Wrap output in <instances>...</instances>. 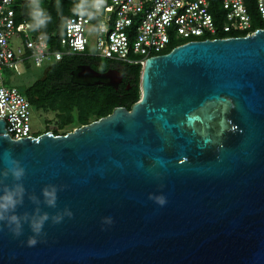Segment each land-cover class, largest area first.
Segmentation results:
<instances>
[{"label": "water", "instance_id": "1", "mask_svg": "<svg viewBox=\"0 0 264 264\" xmlns=\"http://www.w3.org/2000/svg\"><path fill=\"white\" fill-rule=\"evenodd\" d=\"M139 92L65 134L15 140L0 120V173L5 153L25 168L21 234L6 214L0 264H264V28L146 58ZM52 187L55 208L42 196Z\"/></svg>", "mask_w": 264, "mask_h": 264}, {"label": "built area", "instance_id": "2", "mask_svg": "<svg viewBox=\"0 0 264 264\" xmlns=\"http://www.w3.org/2000/svg\"><path fill=\"white\" fill-rule=\"evenodd\" d=\"M0 0V120L12 139L35 136L32 107L18 87L9 83L12 73L31 66H49L63 55L101 58L114 64L140 65L162 54L173 42L211 38L217 33L252 34V18L243 0H219L223 10L218 27L209 11L211 0H106L94 20L69 16L54 49L28 23L15 26L13 3ZM257 20L264 25V0H255ZM104 23L100 32L90 31ZM180 45V44H179ZM177 46V45H176ZM175 47V46H173Z\"/></svg>", "mask_w": 264, "mask_h": 264}, {"label": "trees", "instance_id": "3", "mask_svg": "<svg viewBox=\"0 0 264 264\" xmlns=\"http://www.w3.org/2000/svg\"><path fill=\"white\" fill-rule=\"evenodd\" d=\"M249 15L252 18V29L264 28V25L257 20L255 0H243ZM74 0H43V5L52 16L51 23L38 32L42 34L52 48L60 50L58 41L63 35L64 22L67 17L76 15L72 11ZM27 0H15L13 3L14 24H30ZM209 11L212 14L216 25L219 27L222 22L223 10L219 0H211ZM95 19V18H94ZM92 19V20H94ZM32 32H35L31 29ZM243 33L232 32L230 36H242ZM225 37L222 33L211 38ZM205 38H201L204 40ZM183 41L173 42V46L182 44ZM95 57L82 55H63L61 60L47 66L42 78L35 80L29 86L19 88L21 93L29 101L32 110H45L54 112L59 119L58 128L66 126L79 127L88 124L112 112L116 107H125L129 110L139 96L140 65H129L127 67V82L119 90H114L106 85L78 86L71 82L69 76L77 64L86 61L96 60ZM106 63H111L105 61ZM129 85V90H126ZM59 135L56 131L52 132ZM67 133V132H66ZM65 134V133H64ZM39 134L36 132L35 136Z\"/></svg>", "mask_w": 264, "mask_h": 264}, {"label": "clouds", "instance_id": "4", "mask_svg": "<svg viewBox=\"0 0 264 264\" xmlns=\"http://www.w3.org/2000/svg\"><path fill=\"white\" fill-rule=\"evenodd\" d=\"M106 6V0H74L72 11L81 18L88 19L96 18L97 14L101 13ZM28 15L30 18L29 27L33 31H39L46 28L52 21L51 14L43 5V0H27ZM104 23L93 26L90 31L100 32L104 30ZM3 159L6 164L7 173H0V222H4L6 214H8V226L14 235L21 234V224L19 216L16 214V208L23 203L24 187L22 178L25 176V168L20 161L12 155L5 153ZM11 175L13 183L11 185L4 182L5 178ZM44 203L51 208L56 207L57 190L52 188H45L42 190ZM155 202L159 205H164L166 199L164 196L155 197ZM68 217L72 216V212L66 210ZM49 215L47 212L39 213L36 218L29 222L31 231L35 234L28 239L29 246H34L37 243L36 236L39 235L43 229L44 223L48 221ZM63 217L61 215H54L52 217L53 223H60ZM107 222H111L110 219ZM5 225V224H4Z\"/></svg>", "mask_w": 264, "mask_h": 264}, {"label": "rangeland", "instance_id": "5", "mask_svg": "<svg viewBox=\"0 0 264 264\" xmlns=\"http://www.w3.org/2000/svg\"><path fill=\"white\" fill-rule=\"evenodd\" d=\"M47 66L42 65L40 67L31 66L29 69L23 68L20 73H12L9 78V83L15 87L23 88L29 86L35 80L42 78L45 74ZM59 119L54 112L45 110H35L32 113L31 126L38 134L45 132L56 131L57 134H64L72 131L75 127L66 126L64 128H58Z\"/></svg>", "mask_w": 264, "mask_h": 264}, {"label": "flooded vegetation", "instance_id": "6", "mask_svg": "<svg viewBox=\"0 0 264 264\" xmlns=\"http://www.w3.org/2000/svg\"><path fill=\"white\" fill-rule=\"evenodd\" d=\"M105 61L106 60L104 59L98 58L96 60L86 61L77 64L75 69L78 68L79 70L84 71V73L80 75H73L72 73H70L69 78L71 82L78 86H91V85L81 84L82 82H87L90 80L87 76L88 73H91L92 71L99 73L109 72V77L105 80L106 83L96 84V85H106L112 87V89L114 90H119L121 86H123L127 82L128 74H127L126 66L129 65L114 64V63L108 64ZM126 90H129V85H127Z\"/></svg>", "mask_w": 264, "mask_h": 264}]
</instances>
